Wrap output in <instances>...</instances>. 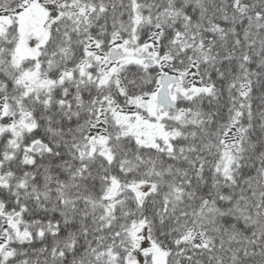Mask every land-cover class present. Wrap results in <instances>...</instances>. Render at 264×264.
Returning a JSON list of instances; mask_svg holds the SVG:
<instances>
[{
	"label": "snow or ice",
	"instance_id": "snow-or-ice-1",
	"mask_svg": "<svg viewBox=\"0 0 264 264\" xmlns=\"http://www.w3.org/2000/svg\"><path fill=\"white\" fill-rule=\"evenodd\" d=\"M0 264H264V0H0Z\"/></svg>",
	"mask_w": 264,
	"mask_h": 264
}]
</instances>
